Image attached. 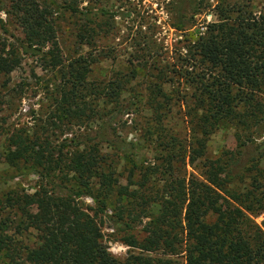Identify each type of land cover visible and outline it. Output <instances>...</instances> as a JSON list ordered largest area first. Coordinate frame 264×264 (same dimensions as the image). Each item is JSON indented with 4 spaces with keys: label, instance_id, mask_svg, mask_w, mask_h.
<instances>
[{
    "label": "trees",
    "instance_id": "obj_1",
    "mask_svg": "<svg viewBox=\"0 0 264 264\" xmlns=\"http://www.w3.org/2000/svg\"><path fill=\"white\" fill-rule=\"evenodd\" d=\"M84 1L10 0L6 16L20 35L11 34L0 18V87L8 88L25 54L36 55L52 74L46 85L51 109L8 137L5 161L25 166L38 183L32 191L10 190L0 199V259L8 258L0 264L18 263L15 235L31 232L34 239L23 246L31 264H264V226L250 216L264 210V167L256 164L264 156V5L255 10L251 1L220 0L211 8L215 18L200 31L191 29L196 24L187 11L197 10L201 0L167 2L172 27L184 34L167 56L172 63L159 66L158 51L149 55L151 61L145 51L139 55L157 70L139 100L150 109L144 130L155 156L134 163L122 184L116 160L134 154L137 145L110 139L107 132L118 114L127 112L120 96L138 69L131 66L101 83L89 80L87 57L63 55L59 13L81 18L80 42L91 45L98 34L99 23ZM127 10L146 19L136 7ZM106 13L99 8L97 15ZM148 42L156 45L149 37L145 48ZM174 78L179 83L182 78L190 91L176 90L188 108V147L166 128L172 96L162 84H173ZM86 120L100 122L94 134L59 140L63 126ZM222 122L244 140L237 156L211 158L206 140ZM187 158L196 174L183 167ZM248 163L249 182L244 190L234 187L238 169ZM85 194L95 203L92 213L82 205ZM104 224L134 250L123 258L112 255ZM136 226L141 227L134 231ZM157 251L160 257L151 255Z\"/></svg>",
    "mask_w": 264,
    "mask_h": 264
},
{
    "label": "rangeland",
    "instance_id": "obj_2",
    "mask_svg": "<svg viewBox=\"0 0 264 264\" xmlns=\"http://www.w3.org/2000/svg\"><path fill=\"white\" fill-rule=\"evenodd\" d=\"M168 1L85 0L82 5L90 14L91 12L94 14V19L99 23L96 27L98 34L91 45L80 42L78 39L77 29L82 21L78 14L65 12L59 13L57 17V35L63 55L66 58L76 55L87 57L91 61L89 80L102 83L118 71L127 72L134 65L138 69L136 77L125 85L120 96L121 101L128 107L127 112L118 114L116 121L107 132V137L110 139H123L126 142L134 141L137 145L134 154L129 157L120 154L121 157L116 160L117 170L122 173L120 177L122 184L126 183L125 177L134 163L138 165L143 161L146 163L152 161L155 156L152 150L154 145L151 140H148V135L144 130L145 122L150 115V109L147 104L139 100L142 97L145 99L147 79H155L153 76L157 70L149 69V64H144L145 60L139 55L144 54L145 51L146 57L144 58L151 61L152 58H149V55L158 51L161 54V57H157L159 66L167 60L172 63L173 60L167 58V56L172 54L175 44H180L177 41L183 39L184 34L172 27V9L170 4L167 3ZM218 1L220 0H201L197 10L190 9L187 11L189 20L194 21L193 23L196 24L191 28L192 30L198 27L200 31H203L206 28V23L215 18L211 8ZM242 1H251L256 7L255 10H259L264 5V0ZM9 2L10 0H0V18H2L5 27L8 28L11 34L20 35L19 30L6 16ZM130 6L132 8L136 7L141 14L146 16V19L142 22L137 18V13H129L127 8L129 9ZM99 8L107 11L102 17L97 15ZM149 37L156 40V45L148 42L149 47L146 46L145 48V43ZM166 51L167 53H165ZM164 55L166 58L163 59ZM51 78L52 74L41 68L36 55L25 54L22 57L20 66L10 75L8 88L6 86L0 87V199L10 190L24 189L25 191H32L38 183L37 176L30 173L25 166L14 168L9 165L4 159V152L8 144V137L13 131L30 124L38 114L39 116L43 115L51 109L49 108L51 101L47 97L48 89L46 87ZM177 80L178 78H174L173 84L170 82L162 84L164 90L172 96L171 107L169 105L170 108L166 116V128L169 132L177 134L183 141L184 147H188V143L192 141V130L187 115L188 108L177 95L176 90H180L182 93L187 91L189 94L190 91L189 87L184 86L182 78H179L180 83ZM8 89L11 90L8 91ZM136 100L138 102L135 104ZM99 124V121L86 120L83 124L63 126L64 134L59 135V140L71 135L94 134ZM241 140L244 139H238L233 125L222 122L206 140V155L211 158H223L231 153L237 156ZM246 142L250 143L251 141ZM195 163L199 164V160H196ZM256 164L259 167H264V156L259 158ZM250 166V163L244 167L240 166L238 171L241 176L239 175L232 183L234 187L244 190L250 180V171L246 170ZM183 167H185L187 173H197L195 164L188 163V158L186 159V165ZM81 202L86 210L93 212L95 203L90 194L82 196ZM108 213H111L109 209ZM250 216L256 223L262 227L264 226V210L257 215L250 214ZM147 219L143 218L142 222ZM102 227L104 240L112 255L123 258L130 250H134L119 240L120 234L114 232L109 224H104ZM140 227L136 226L134 231L140 229ZM33 234L34 232L15 235L14 253H16L15 260L18 262L17 264H31L23 258V246L34 239ZM151 255L160 257L162 254L157 251L151 253ZM178 260L181 261L182 258H178ZM7 261L8 258L5 255L0 259V263Z\"/></svg>",
    "mask_w": 264,
    "mask_h": 264
}]
</instances>
